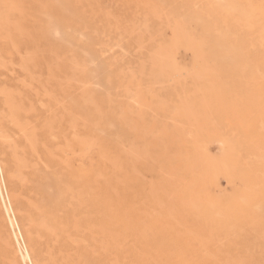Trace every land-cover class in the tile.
I'll use <instances>...</instances> for the list:
<instances>
[{
	"label": "rangeland",
	"instance_id": "rangeland-1",
	"mask_svg": "<svg viewBox=\"0 0 264 264\" xmlns=\"http://www.w3.org/2000/svg\"><path fill=\"white\" fill-rule=\"evenodd\" d=\"M223 1L0 0V105L19 107L36 139L27 143L9 124L16 193L40 222L49 264H264V2L240 0L263 4L247 29ZM187 13L231 24L252 56L250 72L213 76L229 59L196 57L173 34ZM198 20L187 26L200 42ZM163 43L175 45L182 77L151 62ZM196 71L204 83L230 84L227 105L214 96L202 103L182 79ZM184 101L195 118L179 117ZM198 141L215 157L235 146L229 174L208 178L215 201L197 186ZM1 240L0 264H10Z\"/></svg>",
	"mask_w": 264,
	"mask_h": 264
},
{
	"label": "bare ground",
	"instance_id": "bare-ground-1",
	"mask_svg": "<svg viewBox=\"0 0 264 264\" xmlns=\"http://www.w3.org/2000/svg\"><path fill=\"white\" fill-rule=\"evenodd\" d=\"M137 2H138V0H137ZM247 2H245V3H247ZM262 2H264V1L262 0L261 3ZM165 3H167V2H165ZM258 3H260L259 0H258ZM215 4H217V3H215ZM207 5H208V3H207ZM223 6L225 9H227V11L232 12L236 17H241L242 19H244L246 21V23L249 24L250 26H251V24H253V21L257 20L256 14L258 15V12L263 11L261 8L263 6V4H262V6H258L257 4L250 2V3H248V5H245L240 0H224ZM173 11H174V9H173ZM259 14H261V13H259ZM171 15H172V13H171ZM173 15H174V12H173ZM183 16H184V19H183V17L181 18V16L179 17L181 19H179L178 22L174 25V29L172 31H173V34L175 36H179V35L182 36V38L185 41L186 46L189 49H191L190 50L191 52L192 51L194 52V56L200 57L204 51H208V52H211L214 54L217 53V55H216L217 57H218V53H222V54H224V57L226 58V60L229 59V61H226L225 64L222 65L223 67L218 66V68H216L215 70H214L215 66L213 67V69H212L213 71L211 72V74L213 76L216 75L215 77H218V79H219L221 74L227 70L228 74L233 79V78H238L241 75L244 76L250 72L251 66H252L250 58L252 56L250 54H248L249 50L247 52L248 55L243 54L241 52L242 50H241L240 44H242L241 41L243 39L241 36H239L237 34L236 30L232 29L231 24L223 23L225 25H221L217 22L218 20L217 21L213 20L212 18H210L209 15L199 16V15H196V13H191V14L187 13ZM197 19H200V20H198V22L202 21L201 32H202L203 39L201 38L202 40L200 42L196 41L197 38H195L194 33L191 32L190 28L187 26L188 24H191V22L193 23V21H197ZM173 20L175 22L176 18ZM237 20H235V21H237ZM238 21H240V20H238ZM252 26L247 28V29L252 28ZM244 27H246V26H244ZM253 27H255V26H253ZM172 31H171V33H172ZM175 41H176V39H172V43L173 42L175 43ZM263 41H264V39H263ZM157 47L158 48L155 49V51L153 52V54L151 56V60H152L151 62L155 64L154 66H156V69L159 71H164L165 72L164 75L166 77L170 78L171 80L173 79V76H176L177 78L182 77L183 71L180 68L178 61L175 60V55H176L175 45L163 43ZM255 47H256V45H255ZM254 50H255V48H254ZM220 59H222V58H220ZM219 63H220V61H219ZM151 66H152V64H151ZM194 66H196V64ZM199 72H201V71H199ZM173 73H174V75H173ZM225 75H227V74H225ZM184 76H186V78H182L184 83H187L188 81H190V83L195 87V89L198 90V92L199 91L202 92V94H203L202 103L205 104L206 107L209 104L212 96L216 97L215 102H219V103H217L219 105L224 106V105H227L229 103L227 101H224V99H223V101H221V99L224 96L223 93L227 91L228 87H230V84L223 85V83H222V85H219L220 83L219 84L216 83L215 79L210 80L207 83H204V82H202L201 75H199V73H197V71H196V74L191 75L190 78H188V75H184ZM156 78H158L157 74H156ZM168 78H167V80H168ZM187 79H189V80L187 81ZM217 82H219V81H217ZM153 83H154V81H153ZM254 84H255V82H254ZM183 85L185 86L186 84H183ZM230 90H231V88H230ZM194 92L198 93L196 90ZM257 98H260V97H257ZM137 101H138V99H137ZM252 101H253V99H252ZM259 101H261V100L259 99ZM259 101H257V102H259ZM200 102H201V100H200ZM5 103L8 104V110H6V111L3 110L2 105H0V238L2 239L1 241L3 243L2 244V253H4V255H6L7 259H10V262L8 261L10 264H49L47 261V258L42 254V251L38 248V236L35 233V225L39 226L40 222H38L36 224L34 222V219L24 212V208L21 206V204L19 202L18 194L16 193L17 187H16V181L15 180H16V178H19V177L21 178V176H20L21 170H20L19 164L17 163V160L14 157L15 151H14V148L12 147L13 142L10 140L11 135L8 133L10 130L9 124L17 126L16 133H19L27 143H35L36 139H35L33 133H31V131H29V128H27V125L22 122V118L24 116V113L22 112V110L19 107H17V106L15 107L13 104H11L10 100H6ZM236 103L238 104V102H236ZM229 106H231V105H229ZM244 106H246V105H244ZM175 107L178 110L177 113H178L179 117H185V119H189V118L191 119L193 115H194V118L196 117L195 108H194L193 104L189 101H184L183 103H181ZM206 107H204V108H206ZM177 113H175V114H177ZM205 121H204V123H205ZM233 146H231V145L227 146V149H226L227 154L226 155H222V157H215V156H212L211 154H209V150H207V148L205 147V145L203 143H201L200 141L197 142V145H196V147L194 149V153H193V158H194V165L193 166H194V168L197 171L198 176H199V178L197 180L198 181L197 186H198L199 190H202V189L204 190V194H203L204 200L215 201L214 195H212L208 190L209 184H210V181H208V178H211V177L213 178L214 176H216L219 173H228L230 170V167L234 166L232 164H234L233 152L235 150L234 149L235 146H234V148H233ZM231 170H234V169H231ZM18 182H19V180L17 181V183ZM227 183H228V181H227ZM228 200H230V198H228ZM44 218L45 217H43V219H40V220H44ZM48 222L50 223V221H48ZM74 223H77V221ZM77 224H75V227L77 229H79L80 226H78V225H80V224H78V225ZM70 226H72V225H70ZM72 228H74V227H72ZM90 228H92V226ZM94 228L96 229V227L93 226L92 229H94ZM47 229H46L47 232L49 230L51 232L53 231L49 227ZM74 229H72V230H74ZM103 229L104 228H102V230ZM104 231H105V229H104ZM89 233H92V231L90 232V230H89ZM44 235H46V234H44ZM68 237H70V236H68ZM74 238H76V237H74ZM74 238H72V239H74ZM69 239L71 241V238H69ZM92 239H93V237H92ZM72 241H74V240H72ZM113 241H114V239H113ZM109 243H110V241H109ZM107 248H109V247H107ZM103 251H105V250H103ZM115 251H116V249H115ZM58 256H59V254H58ZM115 257H116V255H115ZM49 259H50V257H49ZM65 260H66V258H65ZM49 262H50V260H49ZM52 262H53V260H52ZM59 264H61V263H59ZM172 264H173V262H172ZM177 264H184V263L181 260V261L177 262Z\"/></svg>",
	"mask_w": 264,
	"mask_h": 264
}]
</instances>
